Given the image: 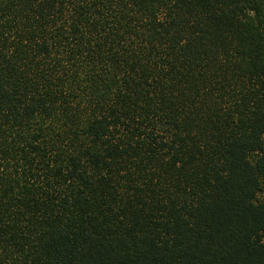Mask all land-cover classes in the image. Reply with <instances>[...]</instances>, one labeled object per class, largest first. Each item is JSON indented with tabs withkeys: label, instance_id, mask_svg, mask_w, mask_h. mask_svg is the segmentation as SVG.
Segmentation results:
<instances>
[{
	"label": "trees",
	"instance_id": "trees-1",
	"mask_svg": "<svg viewBox=\"0 0 264 264\" xmlns=\"http://www.w3.org/2000/svg\"><path fill=\"white\" fill-rule=\"evenodd\" d=\"M0 264H264V0H0Z\"/></svg>",
	"mask_w": 264,
	"mask_h": 264
}]
</instances>
